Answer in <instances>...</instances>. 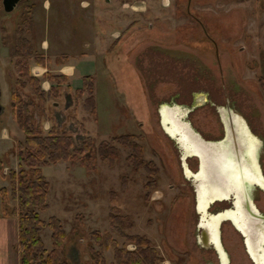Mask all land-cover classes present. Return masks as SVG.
<instances>
[{"label":"rangeland","instance_id":"rangeland-1","mask_svg":"<svg viewBox=\"0 0 264 264\" xmlns=\"http://www.w3.org/2000/svg\"><path fill=\"white\" fill-rule=\"evenodd\" d=\"M48 1L45 9V0H19L8 12L0 3V174L18 168L15 143L23 136L11 113V91L27 101L28 119L41 133L51 127L67 132L74 146L87 135L96 145L112 135L132 133L142 159L155 165V184L148 189L143 186L147 171L142 166L132 170L129 148L116 142L117 155L110 164L100 161L93 149V157L83 154L73 161L40 166L48 188L46 207L37 214L60 220L65 232L63 258L74 264H97L92 253L97 246L88 237L91 229L108 231L118 245L133 248L132 242L110 228L107 211L114 206L132 221L122 230L146 236L161 256L158 264H217L212 249L201 247L196 239L194 193L183 166L195 170V157L180 159L174 138L160 123L158 108L161 103L186 106L184 119L207 139L223 137V120L228 116L241 117L260 140L258 161L264 177L261 1ZM27 11L31 23L20 35L43 58L40 63L29 56L28 71L44 92L55 83L48 73L65 76L58 96L45 95L43 101L13 67V34ZM82 54L95 62L91 73H83L92 80L93 114L82 108L83 94L74 97L83 74L59 70ZM254 152L250 154L255 158ZM0 184L6 189L8 206H15L7 178L0 175ZM250 192L264 213V191L254 186ZM219 231L228 264H252L227 221L220 223ZM49 233L46 226L39 231L47 250ZM101 255L105 264H113L110 247L103 248Z\"/></svg>","mask_w":264,"mask_h":264},{"label":"trees","instance_id":"trees-1","mask_svg":"<svg viewBox=\"0 0 264 264\" xmlns=\"http://www.w3.org/2000/svg\"><path fill=\"white\" fill-rule=\"evenodd\" d=\"M30 12L21 20L19 26L14 30V71L19 77H24L33 92L40 101L45 95L58 96L60 83L65 76L60 73H48L47 78L55 83L50 85L44 92L39 88V80L28 71L27 58L32 56L35 62H42V54L34 53L27 39L20 33L30 26ZM80 86L74 88V97L81 99V106L84 110L94 113L92 96V80L90 74H83L80 77ZM24 83H21L23 85ZM12 101L11 113L17 126L22 131V139L15 143V156L18 160V168H9L6 173H1V178H7L10 185L9 195L15 199V206H8L7 194L4 185L0 186V214L2 216H14L16 218V247L18 252V264H74L63 258V239L65 232L60 220L54 215H48L42 219L37 210L46 207L45 195L48 188L47 180L41 174L40 166L56 162L57 160L73 161L83 154L93 157L95 149L100 161L110 164L117 155V148L114 142L129 148L127 159L131 163V169L135 170L142 166L147 171V180L143 186L148 189L154 183L155 165L152 161L146 162L141 156V147L135 141L136 136L132 133H120L110 136L109 140H99L96 145L88 135L78 146L73 145L69 133L56 131L52 127L45 133H41L28 119V103L22 99L17 92H10ZM1 166V159H0ZM1 168V167H0ZM6 174V176L4 175ZM147 194V192H146ZM107 218L110 228L125 241L133 243L129 249L124 244L118 245L116 240L108 231L99 232L91 229L88 232L89 239L97 246L92 251L97 264H105L101 255L103 248L110 247L112 251L113 264H158L161 256L148 238L142 234L124 232L121 226H130L132 221L129 216L120 214L114 206H109ZM50 230V248L47 250L39 236L43 227Z\"/></svg>","mask_w":264,"mask_h":264},{"label":"water","instance_id":"water-1","mask_svg":"<svg viewBox=\"0 0 264 264\" xmlns=\"http://www.w3.org/2000/svg\"><path fill=\"white\" fill-rule=\"evenodd\" d=\"M19 0H0L1 3V7L3 9V11H10L12 10V8L14 7V5L18 2ZM170 107L173 108L174 110H177V114H178V118L179 121L184 124V127L186 128V132L188 133V136L190 138V140L194 143L195 146L199 147L203 154L201 155L202 158H206L207 161L209 159V153L211 154L213 150H215L216 148H218L221 144H224L226 141V138L229 137L230 140V144H231V148L234 150L235 155H237V153H241L243 148H242V144L241 141L239 139V143H237V137H236V130H235V122H233V115L228 116L229 119L226 118V120H223L224 123V134L221 140H207L202 138L195 130H193L188 121L184 119V114L185 111L187 112L189 108H187L186 106H182V105H177V104H166V103H161L159 108H158V113H159V118H160V123L161 125L165 128V124L167 122H163L162 118H161V114H160V109L162 107ZM237 116V115H235ZM239 123H240V130H239V138H242L244 140H253L256 148H255V152H254V156H255V161H256V165H257V169L255 171V174L257 175V180L258 181H263V174L261 172V167L258 161V145L260 140L252 135L249 130L247 129V126L245 125L243 119L241 117H239ZM166 130V128H165ZM167 133H169L166 130ZM170 137H173L175 140V143L177 145V148L179 150V157L180 159L183 161V159L185 158V156L188 155H194L197 158V167L195 171H190V173L186 174L185 170H184V174L187 175V178L192 186L193 189V193H194V200H195V208L197 209V211L199 212L198 215V226L201 227L199 234H196V239L197 242L200 243L201 245H203L202 247H207L209 246V243H212L215 251H216V255H217V264H222V261L220 259V251L223 252L224 257H225V261L224 264H228V257H227V253L225 252L224 248L222 247L220 240H219V234H218V224L221 220L223 219H228L238 230L239 233L242 236V243H243V247H244V251L247 254L248 258L250 259L252 264H261L260 260H261V248L264 246V242H261L260 240H258V236H260L261 234L264 235V213L259 211V209L254 205L253 200L251 199V190H253L254 186L260 188L262 191H264V187L254 183V184H245L244 185V194L243 197L240 199V207H241V214L242 217H245L244 219V225L238 227L232 220L230 217L226 216L224 213L230 212L231 210H234V203L233 200L235 198H237V196H239V193L235 195L234 191L230 190V191H226V195H222V196H214V197H209L208 200L205 201L204 203V208H197L196 204H197V192H198V187H199V183L198 181V177L196 175V172L199 170V162H200V157L199 154L196 152L191 153L190 150H188L189 147H187L186 145L184 146L183 144H181V142H179V140L177 139L178 136V132H176L175 134H170ZM204 146H207V148H204ZM203 147V148H201ZM183 166H185V163H183ZM204 166L206 167V165L204 164ZM210 167V165L207 163V167ZM253 169V168H251ZM222 179V178H221ZM220 180V179H219ZM264 182V181H263ZM222 199H229L231 200V204L233 205L232 208H224V209H220L217 210L215 212H209L207 211V206L210 202L214 201V200H222ZM210 216H218L219 217V222L217 224L216 227V239L217 242L210 241L209 239H207V232L205 229V226L201 223H199V221L201 220H206V219H210ZM249 224H248V223ZM220 249V250H219ZM262 264H264L262 262Z\"/></svg>","mask_w":264,"mask_h":264},{"label":"flooded vegetation","instance_id":"flooded-vegetation-1","mask_svg":"<svg viewBox=\"0 0 264 264\" xmlns=\"http://www.w3.org/2000/svg\"><path fill=\"white\" fill-rule=\"evenodd\" d=\"M196 105V104H195ZM160 114H161V118L163 122H167L165 124V128L166 130L170 133V134H175L176 132H178V136L177 139L179 140V142H181V144H183L184 146L186 145L188 148V150H190L191 153L196 152L199 154H201L200 149H198L194 143L190 140L188 133L186 132V128L184 126H182L180 123H178L179 121L175 122L174 120H178V114H177V110H174L173 108L170 107H162L160 109ZM233 122H235V130H236V137H237V143H239V139L242 140V143H246L249 145H254V141L251 140H244L242 138H239V130L240 128V123H239V116H235L233 115ZM175 122V123H174ZM207 139V138H204ZM222 136L220 138H208L207 140H221ZM230 138L227 137L226 138V143H228V145H231L229 142ZM223 145H221L222 147ZM189 156V155H188ZM194 156V155H191ZM187 157V156H185ZM195 157V156H194ZM196 160V167H197V158L195 157ZM225 160L223 161L224 164ZM199 170L196 172V175L198 177V181H202V178H204V175L206 173V175L208 176L207 179H209L211 176H214L216 181L212 184H209L207 190L210 191V195H207V198L209 197H214V196H222V195H226V191H234L235 195L236 193H239V196H237V198H235L233 200L234 203V210H231L229 213H227V211L224 213L226 216L230 217L231 220L238 226H242L244 225V219L245 217H242V212H241V207H240V199L243 197L244 194V185L248 184L250 185L251 183L254 184L257 182V175L255 174V170H249V169H244L242 167V162H240V153H238L232 160L231 162H227L224 166H222L221 168H215L212 167L210 169L207 170H203V177L201 175H199V172L202 171L201 167H202V157H200V162H199ZM184 170L186 172V174L190 173V170L187 168V166H184ZM196 170V168H195ZM193 170V171H195ZM248 170V171H247ZM221 171V172H220ZM220 172V174H219ZM222 178V179H221ZM214 179V180H215ZM220 179V180H219ZM206 180V179H205ZM242 180V182H241ZM189 181V180H188ZM256 181V182H255ZM258 184V183H257ZM260 185V184H259ZM194 202V211L197 215L196 217V224L195 227H197V234H199V231L201 229V227L198 226V215L199 212L197 211V209L195 208V200ZM227 203L226 205H219L220 209H224V208H232L233 205L231 204V200L229 199H222V200H214L212 202H210L207 206V209L210 206H216L219 203ZM199 203L197 202L196 206L199 209ZM254 205L256 206V204L254 203ZM257 207V206H256ZM258 208V207H257ZM219 209V210H220ZM217 211V210H215ZM212 211V212H215ZM215 216H210V219H206V220H201L199 221V223L203 224L206 228V232H207V239H209L210 241H213L215 244V237H214V227H217L218 224V220L219 218H214ZM227 221L232 228L238 233V235L240 236V240L242 242V236L239 233V230L226 218L223 219L219 222L218 224V229H219V225L221 222ZM248 223V222H247ZM249 224V223H248ZM208 229V230H207ZM219 234V240H220V231H218ZM221 243V241H220ZM200 244V243H199ZM243 244V243H242ZM201 245V244H200ZM222 245V244H221ZM203 245H201L202 247ZM206 248V247H204ZM207 248H211L212 251L214 252V254L216 255V251L212 245V243H209V246H207ZM220 250V249H219ZM225 250V249H224ZM262 257V256H261ZM217 258V255H216ZM220 259L222 261V264H224L225 259L223 258V254L222 251H220ZM217 262V261H216ZM262 262L264 263V257L261 258L260 263L262 264ZM229 263V259L228 262Z\"/></svg>","mask_w":264,"mask_h":264},{"label":"bare ground","instance_id":"bare-ground-1","mask_svg":"<svg viewBox=\"0 0 264 264\" xmlns=\"http://www.w3.org/2000/svg\"><path fill=\"white\" fill-rule=\"evenodd\" d=\"M174 121L175 122L179 121V118H178V120L176 119ZM178 123H180L182 126H184V124H182L180 121ZM240 141H241L242 148H243L242 152L240 153V162H242V167L244 169H249V170L251 168H253L251 170H255L256 171L257 165H256L255 158L253 156H251V154H250L251 151L256 148L255 143H254V145H255V147H254L253 145L251 146L249 144H246L245 142L242 143L241 139H240ZM221 145H223V146L221 147ZM221 145L218 148H216L215 150H213L211 154L209 153L208 161H207L206 158H202V167H201L202 171L199 172V175H201L202 177H203V175H202L203 174V170H207V169H210L212 167L221 168L228 161L231 162V160L236 156L235 153H234V150L231 148V145H228V143H226V142L224 144H221ZM197 148L200 149L199 147H197ZM201 148H203V147H201ZM204 148H207V146H204ZM200 151H201L200 157H202L201 155L203 154V152H202L201 149H200ZM224 160H225V162L223 164ZM207 163L210 165V167H208V168H206L207 167ZM204 164L206 165V167L204 166ZM220 172H219V174H220ZM207 177L208 176L205 173L204 178H202V181L198 182L199 183V187H198V192H197V202L199 203L198 205H199L200 208H202V207L204 208V203H205L206 200H208L207 195H210V193H211L210 191L207 190L209 184H212V182L214 183L216 181L214 176H211L209 179H207ZM262 178H263V181H264V177L263 176H262ZM263 181H258L257 180V183L264 187V182ZM241 182H242V180H241ZM227 213H229V212H227ZM215 217L219 218L218 216H215ZM213 233H214L215 241L217 242V239H216V236H217L216 227H214V232ZM257 239L260 240L261 242H264V235L261 234L260 236H258ZM222 254H223V252H222ZM261 254H262V257H264V246L261 248ZM223 258L225 259L224 254H223Z\"/></svg>","mask_w":264,"mask_h":264},{"label":"crops","instance_id":"crops-1","mask_svg":"<svg viewBox=\"0 0 264 264\" xmlns=\"http://www.w3.org/2000/svg\"><path fill=\"white\" fill-rule=\"evenodd\" d=\"M260 1L264 9V0ZM42 4V6H45V9L49 8L48 0H45ZM95 42L96 41L93 40L90 46H92ZM46 43L47 41H45V45ZM81 56L82 57L80 59L75 58L74 62L69 66H62L59 70L64 74L73 73L75 70L81 72L80 74L85 72L91 73L95 64L93 57L87 54H82ZM1 185L2 184H0V186ZM16 241L15 219L11 216H2L0 214V264H18Z\"/></svg>","mask_w":264,"mask_h":264}]
</instances>
